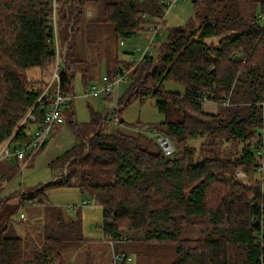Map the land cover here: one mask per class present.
<instances>
[{
  "label": "trees",
  "instance_id": "obj_1",
  "mask_svg": "<svg viewBox=\"0 0 264 264\" xmlns=\"http://www.w3.org/2000/svg\"><path fill=\"white\" fill-rule=\"evenodd\" d=\"M88 2L100 4L91 22L111 24L117 42L144 28L142 12H162L158 0L61 1L58 22L70 27L71 38L58 78L49 83L46 71L55 66L49 2L0 0V145L9 137L23 142L29 125L42 123L51 103L41 95L47 85L49 96L56 88L66 95L72 92L75 63L85 64L75 59L72 39L82 31L85 18L78 15ZM263 2L251 0L252 10L246 13L238 0H195L193 18L169 31L158 61L151 67L153 57H148L130 73L132 82L117 100L119 124L141 126L120 117V106L134 100L153 97L165 115L173 106L181 119L165 120L151 129L173 140L177 153L165 156L155 138L144 132L101 130L106 119L93 110L80 127L70 121L77 140L81 134L89 138L88 150L83 153L79 140L56 157L55 162L67 163L68 172L51 184L77 187L91 197L102 209L105 238L118 242L123 231L126 239L121 241L171 244L170 264H264V247L257 242L264 191L257 181L254 154L264 129V29L253 10ZM65 32L61 43L69 36L68 29ZM115 60L116 71L108 69L107 80L131 66ZM33 68L40 71L37 79L29 77ZM166 82L183 90H165ZM204 95L220 105L217 112L203 109ZM226 98L229 105L223 104ZM202 136L209 140L201 143L196 155L187 140ZM226 141L243 143L237 156L221 155L218 145ZM18 168L17 162L0 164V190ZM238 168L246 173L249 186L234 177ZM34 197V191H26L21 199ZM50 217L31 249L23 238L8 233L6 223L0 224V264H66L65 250L84 241L80 219H66L56 207L50 209ZM188 226L198 228L197 237H181Z\"/></svg>",
  "mask_w": 264,
  "mask_h": 264
},
{
  "label": "rangeland",
  "instance_id": "obj_2",
  "mask_svg": "<svg viewBox=\"0 0 264 264\" xmlns=\"http://www.w3.org/2000/svg\"><path fill=\"white\" fill-rule=\"evenodd\" d=\"M158 1L161 2L162 12L164 11L165 15L162 23V32L153 41L155 48L152 55L153 61L151 67L158 61L157 57H159L160 50H162L161 44L166 41L169 31L173 28L186 24L189 19L193 18L195 12L194 1L192 0H177L176 4L169 9H167L165 5H162L163 0ZM238 2L240 10L243 12L248 13L252 10L251 0H238ZM99 7V2H88L85 7L81 8L79 11L78 19L82 20L85 18V21L81 24L82 31L74 34L72 46L74 45V51L76 52L75 59L81 58L85 60V64H82L81 62L75 63L76 66L73 79V90L75 92V96H70L71 99L69 103L66 106L64 105L63 123L55 126L54 131L45 146L38 151L22 169L20 168L22 163L16 158H13L12 161H7L6 159L0 160V164L7 163L9 166H12L17 162L19 165L16 174L8 183L4 184L3 193L6 194L10 186L17 190L23 188L10 195L8 199L4 200L3 197L0 198V224L6 223L8 233L23 238L24 241L27 242L28 248L31 249L32 244L36 245V243L39 242L38 238L44 225L51 221L50 209L56 207L60 209L61 213H66L68 218L80 219L79 230L81 237L85 242H87L86 240H104V248H108V253L111 259L110 264H113L111 258L112 246L107 239H103L101 229L103 215L101 207L91 197L83 193H81V195L79 190L75 187L64 188L51 184L60 177L65 176L68 172L67 163L62 164L55 162L56 157L62 155L66 149L79 142V140L83 143V153L88 150L89 138L81 134L80 139L77 140L71 128L70 121L73 123L76 122L80 127L81 124L90 120V111L93 110L100 113L103 118L106 119V122L101 127V130L103 131L114 132L117 129H124L127 132L133 131V133L140 131L144 132L143 134H146L149 139H153L152 135H148L150 134L149 131L151 130V126L159 124L165 120L178 121L181 119V115L173 106L168 107L167 115L159 112L155 106V99L153 97H147L144 100H134L122 108L120 106V117L123 122L129 125L140 124V127H136L138 129H134L132 126L120 125L119 122L115 124L113 119L114 110L110 107V102H117V100L124 94L130 84V80L132 82V76L130 73L136 70L138 67L137 65H129L125 68L130 70V79L115 87L113 93L101 96L84 95L86 88L91 85H97L93 83L89 84L92 82V74L94 75L100 72V75H103L108 69L115 72L116 69L114 67H116L117 62L115 60L116 55L123 59L121 60L122 63L128 62L124 59L130 55L132 48L143 47L147 44L149 32H146L145 30L148 29L149 31L150 26L156 23L155 19L159 18L158 15H151L149 13L142 12L143 14L145 13L147 17L144 18V16H142L145 20V28H143L145 29V32L143 31L137 36L124 39V45H120L121 39L119 42L116 41L113 33V26L111 24H98L96 22H91V19H93L95 15L99 14ZM253 10L258 13L261 10V5H255ZM86 13L89 14L88 16L86 15L87 17L85 16ZM66 29H68V27H66L64 23L58 22L57 31L60 42L62 41L64 36L63 34ZM213 40L216 41L217 38H214ZM122 63L119 64V66H123ZM85 68L88 69L86 73L84 72ZM150 69L147 71H150ZM47 72L49 71H46V73ZM83 73L86 74L87 79L89 80V83L86 86H84L81 81ZM144 73H146V71H144L142 75H144ZM39 75L40 71L38 68H33L29 71V77L31 79H37ZM136 86H140V84L136 83ZM164 87L165 90L168 91L183 90L182 86L169 82H166ZM210 105L212 107L208 108ZM202 107L205 111L215 113L219 110L220 105L215 101L205 100ZM33 125L34 124H30L28 130H30ZM261 133H264V129L261 130ZM260 136L259 141L264 142L262 134ZM208 140L209 138L207 136H202L189 138L187 143L195 148V154L197 155V153L199 154L200 152L201 143ZM216 141L220 142L218 139ZM172 143L176 149L177 146L173 140ZM147 146L152 147V144ZM218 146L220 147L221 155L234 157L239 154L243 143L226 141L221 142ZM177 152L178 151H174L173 154ZM256 177L258 176L256 175ZM45 185L47 186L42 189ZM26 191H34V203L24 201L18 204L10 201L15 198V196H19L20 194L22 195ZM84 198L89 201L87 206L81 205V200ZM39 199H41V201H39ZM52 203L56 205H52ZM72 205H78V207L75 210H72ZM21 213L25 214V217H23L24 215L20 216ZM63 216L67 219L65 215ZM198 234V228L188 226L183 229L181 237L194 238L197 237ZM133 236L135 237L136 235ZM125 242L127 241L115 242L114 249L117 251L131 250L134 253V264H170L174 259V251L171 244L141 245L138 249H131V247H129L131 242H128L129 244ZM123 244L125 246H122ZM77 248L78 258L80 257V261L83 263L82 261H84L86 257L87 247H80V245H78L69 247L65 250L63 258L65 259L66 264L74 263L73 260L70 262L68 261L69 256H71L73 251ZM102 262L103 264H107L105 259Z\"/></svg>",
  "mask_w": 264,
  "mask_h": 264
},
{
  "label": "built area",
  "instance_id": "obj_3",
  "mask_svg": "<svg viewBox=\"0 0 264 264\" xmlns=\"http://www.w3.org/2000/svg\"><path fill=\"white\" fill-rule=\"evenodd\" d=\"M50 4L51 13L48 16L49 21V32L52 36V48L55 53V66L54 69L47 72L50 76V82L57 80L58 78V69L59 64L65 61V53L67 50V43L71 38L70 34V27L68 28L69 36L64 43H61L58 36L57 25L59 19V7L60 3L63 0H47ZM177 0H163L162 5H165L167 9L174 6ZM88 14V13H87ZM89 15V14H88ZM144 18H147L145 13L141 14ZM165 12H161L158 16L159 18L155 19L156 23L150 26L149 35L147 38V44L143 47H135L131 49L129 61L131 66H135L139 63L146 61L148 57H151L154 52V39L162 32V23L164 21ZM259 21L264 29V2L261 5V10L257 14ZM120 45H124V40H120ZM129 69L123 68L121 72H117L112 75L110 80H106L103 84L100 85H91L90 87L85 89L84 95H107L111 94L114 91V88L120 85L122 82L127 81L130 79L129 77ZM129 77V78H128ZM48 85L42 92V96L51 99V103L45 113L42 123L34 124L33 127L28 131V137L20 143H15L11 141V137H9L5 142L0 145V160L6 159L7 161H12L13 158L18 159L22 164L20 168L22 169L29 160H31L35 154L41 150L46 142L51 137L54 128L57 124L63 123L64 115L63 110L65 106L69 103L72 96H75V92H71V94L66 95L63 94L58 88L55 91H52L51 95L49 96ZM83 95V96H84ZM71 96V97H70ZM203 100H206V96L202 97ZM223 104H229L228 98L223 100ZM65 105V106H64ZM110 107L114 110L113 111V119L115 124L118 123V106L117 102H110ZM29 118L32 120L33 116L29 115ZM114 123V122H113ZM150 135L155 138L157 145L159 146L162 153L170 157L173 155L175 151V147L171 141V139L162 133H159L153 129L150 131ZM262 136L264 133H261ZM260 142V141H259ZM257 143L255 148L254 154L257 158L256 162V175L257 181L259 186L261 187L262 191H264V142ZM234 177L243 183L246 186H249V180L247 178L246 173L242 169H236L234 171ZM22 197V195H21ZM32 203V200L28 201ZM87 200H83L81 205L87 204ZM78 205H72L71 209L75 210ZM23 216V214H20ZM261 228L257 233V242L260 247H264V218L260 221ZM112 246V262L113 264H130L133 260L132 256L125 252V251H117L115 250L114 243L117 240L112 239L111 237L105 238ZM125 232H121L119 240H125Z\"/></svg>",
  "mask_w": 264,
  "mask_h": 264
},
{
  "label": "crops",
  "instance_id": "obj_4",
  "mask_svg": "<svg viewBox=\"0 0 264 264\" xmlns=\"http://www.w3.org/2000/svg\"><path fill=\"white\" fill-rule=\"evenodd\" d=\"M88 16V14L86 13L85 14V16ZM86 16V17H87ZM144 28H145V26H144ZM145 29H143L142 31H140V32H138L136 35H134V36H137V35H139V34H141L143 31H144ZM146 32H149L148 31V29H146L145 30ZM144 31V32H145ZM118 60H123V59H121V58H119L117 55L115 56ZM130 58V55H128L127 56V58L126 59H124V60H126V61H129L128 59ZM107 73V72H106ZM106 73L105 74H103V75H100V72H98L97 74H92V76H91V78H92V82H90L89 83V80L87 79V76H86V78H85V80H86V85L89 83V84H91V83H93V84H97V85H100V84H103L106 80H107V77H106ZM83 74H82V76H81V81H82V79H83ZM90 78V79H91ZM131 81V80H130ZM83 82V81H82ZM83 84V83H82ZM212 106L210 105V106H208V108H211ZM47 143V142H46ZM49 144V143H48ZM44 151V150H43ZM12 179V178H11ZM9 182V181H8ZM8 182H6V183H8ZM5 186V185H4ZM3 186V187H4ZM1 188V190H0V198L1 197H3L4 198V200L5 199H8L9 197H10V195H12V194H14V193H16V192H18V191H20V189H23V188H20V189H15V188H13L12 186H10V188H9V190H8V192L6 193V194H4L3 193V189L4 188ZM76 189H78L79 190V193L81 194V193H83L84 194V192L82 191V190H80L79 188H77V187H75ZM8 194V195H7ZM82 195V194H81ZM20 196V197H19ZM19 196H15V198H13V199H11L10 201L12 202V203H21V202H24V201H28V200H23V199H21V194L19 195ZM83 200H87L86 198H84ZM83 200H81V201H83ZM33 201V200H32ZM88 201V200H87ZM32 203H34V201L32 202ZM82 203V202H81ZM89 204V201L87 202V204H85V206H87ZM52 205H56V204H53L52 203ZM63 213V212H62ZM23 214V213H22ZM24 216L23 217H25V214H23ZM63 215H65L67 218H68V215L66 214V213H63ZM21 216V215H20ZM103 239H105V237H104V235H103ZM87 242H85V241H83V243L82 244H80V247H82V246H85V247H87V253H86V257H85V259H84V261H82L83 263H81V261H80V257L78 258V255H77V251H78V248L77 249H75L74 251H73V253L71 254V256H69V261L68 262H70V261H74V263L73 264H103V260L105 259L106 261H107V264H110V262H111V259H110V255H109V253H108V248L106 247V249L104 248V246H105V242H104V240H101V241H89V240H86ZM128 242H131V244H129ZM125 243H128L129 244V247H131V249H133V248H135V249H138V248H140V246L142 245V243L141 242H138V241H132V240H130V241H127V242H125ZM122 246H125L124 244L122 245ZM92 248V249H91ZM127 253H129L131 256H132V258H133V260H132V262L130 263V264H134L133 262H134V253L130 250H125ZM77 258H78V260H77ZM76 260H77V262H76Z\"/></svg>",
  "mask_w": 264,
  "mask_h": 264
},
{
  "label": "water",
  "instance_id": "obj_5",
  "mask_svg": "<svg viewBox=\"0 0 264 264\" xmlns=\"http://www.w3.org/2000/svg\"><path fill=\"white\" fill-rule=\"evenodd\" d=\"M192 1H195V0H192ZM236 57V55L234 56V58ZM258 135H261V132H259ZM263 139H264V134H263Z\"/></svg>",
  "mask_w": 264,
  "mask_h": 264
}]
</instances>
